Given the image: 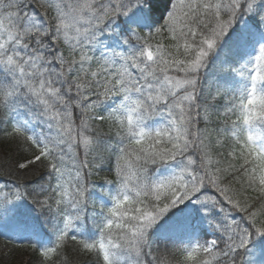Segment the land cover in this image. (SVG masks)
<instances>
[{
	"label": "snow or ice",
	"instance_id": "6c2138e0",
	"mask_svg": "<svg viewBox=\"0 0 264 264\" xmlns=\"http://www.w3.org/2000/svg\"><path fill=\"white\" fill-rule=\"evenodd\" d=\"M156 5L0 0V235L37 264H264V0Z\"/></svg>",
	"mask_w": 264,
	"mask_h": 264
},
{
	"label": "trees",
	"instance_id": "16d2710c",
	"mask_svg": "<svg viewBox=\"0 0 264 264\" xmlns=\"http://www.w3.org/2000/svg\"><path fill=\"white\" fill-rule=\"evenodd\" d=\"M231 107V106H230ZM238 112L233 113V114H229V116L227 117V119L229 120V122L233 121L235 119V115H237ZM221 127L223 125H220ZM227 143L232 144L234 143L233 140H227ZM19 158V149L16 145V143H14L11 140H6L4 138H0V166L1 164H4L6 167L5 169H9L11 171V176L13 178L17 177V172L15 170L14 167V162L16 159ZM21 178H27L24 177L23 174H20ZM67 255L71 256L72 255V247H69V250L67 252ZM175 260H179L180 257L177 258H173Z\"/></svg>",
	"mask_w": 264,
	"mask_h": 264
}]
</instances>
